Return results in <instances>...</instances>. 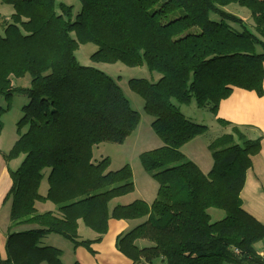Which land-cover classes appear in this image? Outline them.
<instances>
[{"label": "trees", "instance_id": "trees-1", "mask_svg": "<svg viewBox=\"0 0 264 264\" xmlns=\"http://www.w3.org/2000/svg\"><path fill=\"white\" fill-rule=\"evenodd\" d=\"M2 2L14 12L0 19V97L20 93L30 101L6 155L24 158L11 169L13 228L0 264H64L62 249L41 244L51 233L94 253L91 245L102 240L110 219H144L116 241L134 264H264L257 248L264 224L241 198L260 139L236 128L219 136L209 145L213 166L205 173L181 148L209 126L176 104L195 99L199 108L217 114L235 88L264 93V0H81L75 16L72 5L57 0ZM231 3L250 9L254 28L224 9ZM90 42L98 46L94 62L146 65L160 74L156 81L128 82L164 142L140 154L143 168L159 183L151 203L112 204L135 190L133 170L129 164L111 170L109 157H94L102 142L123 143L141 115L114 77L78 61L77 49ZM27 75L30 85L17 86L14 80ZM9 107L0 105V135L1 115ZM45 169L49 188L42 195ZM38 201L57 204V212H38ZM211 207L226 216L212 221ZM80 223L97 237L80 239Z\"/></svg>", "mask_w": 264, "mask_h": 264}, {"label": "rangeland", "instance_id": "rangeland-1", "mask_svg": "<svg viewBox=\"0 0 264 264\" xmlns=\"http://www.w3.org/2000/svg\"><path fill=\"white\" fill-rule=\"evenodd\" d=\"M62 2L73 6L74 16L82 9L81 0H57L58 4ZM224 9H226V11L229 13L237 15L238 17L243 19L249 27L254 28L255 24L249 8L245 6H241L238 3H231L225 6ZM13 12L14 9L11 5L3 3L2 0H0V19L9 18ZM211 17L214 19H219V16L215 14H213ZM2 25L3 24L0 21V32H2L1 30ZM97 48L98 46L92 42L81 44L75 53L78 61L83 65L96 66L99 69L111 75L112 77H114L121 86L125 96L130 100L132 107L135 110L139 111L141 115V120L137 128L125 139L123 143L102 142L96 145L94 147V157L97 160H100L105 157H109L111 160V165H110L111 170H117L122 166L129 164L133 170V174H134L133 178L135 181L136 190L134 192L125 195L126 198L128 199L143 198L145 200L146 199L152 200L154 191L156 187L158 189L159 183L157 180H155V178L151 176L150 173L145 171V169L143 168L140 161V154L142 152L158 148L164 145V142L156 134L153 127L151 126V123L153 122L154 118L145 111L144 99L130 88L128 82L129 79L131 78H147L150 81H156L159 79L160 74L157 72H152L151 70H149V68L146 65L128 66L122 62H114V63L94 62L91 59V54L94 51H96ZM14 81L17 83V86L20 87L29 86L31 83V77L27 75L25 79L22 80L15 79ZM251 91H255V90H251ZM255 92L258 95H260L257 91ZM29 101L30 99L27 95L20 93H15L10 99H6L4 96L0 97L1 106L7 107L8 104L10 105L9 109L4 111L3 114L1 115V120L3 121V123L6 124L7 132L13 130L15 126V119L16 118L20 119L23 116V112L20 114V108H23V106L26 105ZM176 104L179 106L181 111L192 120L209 125V130L203 135L202 138L203 144L212 143L216 138H218L219 136L225 133H234L233 132L234 128L238 129L242 134H245V130L241 127L239 128L237 124L230 126L231 128L230 129L228 128L229 131L227 130V127L228 125H230V123L228 124L226 122L224 123L220 122L221 124H216V123L213 124L212 117L214 114L211 111H208L207 109L199 108L195 102V99H193L189 104H180L177 102ZM25 129L26 127L23 129V131ZM235 137L236 139H240L237 137V134L235 135ZM242 140L243 139H241V141ZM181 150L185 154L182 148ZM189 152L191 153L193 152V155L195 156L196 160L189 158L185 154L188 157V159H191L196 164H200V166H202L204 169L209 166L205 163L206 158L205 156H203L200 149H197L194 152L193 147H190ZM49 171H50L49 169H45L44 171L45 177L43 179L40 188V193L42 195H46L49 188L47 181V175ZM153 185L154 187L150 188ZM149 192L150 194L148 195ZM36 206L38 212H45L48 210H52L56 213L58 210L57 204H54L51 201H46V202L38 201ZM209 211L211 213L212 221L220 220L226 216V212L224 210L216 207H211ZM136 221H137L136 223L139 222L141 223L144 221V219H140ZM85 228L88 231H92L91 229H88L86 226ZM81 234L85 236V234H83L82 232ZM53 237H57L59 241L53 240ZM261 242L263 243L264 240L260 241L259 244ZM41 244L52 245L62 249L64 254V256L62 254L63 263L73 264L74 261L73 262L71 261L73 256V251H72L73 243L71 240H68L59 234L51 233L50 235L47 234L42 239ZM261 250L264 251V248H262Z\"/></svg>", "mask_w": 264, "mask_h": 264}, {"label": "crops", "instance_id": "crops-1", "mask_svg": "<svg viewBox=\"0 0 264 264\" xmlns=\"http://www.w3.org/2000/svg\"><path fill=\"white\" fill-rule=\"evenodd\" d=\"M22 112V108H20V114ZM219 118L223 119L228 124L230 123V125L227 124V130L231 128L230 126L237 124L239 128L241 127L245 130L248 139H260L261 149L259 153L251 157L252 166L247 171L246 182L241 192V198L243 201V208L264 224V93L258 95L255 91L235 88L231 96L221 102L217 114L213 115V124H221ZM18 121L19 118H16L13 130L8 132L6 131V124L4 123V128L0 135V259L7 258V240L10 230L13 228V223L11 221L12 200L8 198L9 191L13 185L11 169H17L24 158V156H20L17 159L10 160L6 156L20 136L17 129ZM203 135L204 134L199 135L186 143L183 145L182 149L189 158L194 160H196V158L193 152H189L190 147H193L194 152L200 149L203 156L206 158L205 163L209 166L204 169L200 164L198 165L203 172L207 173L213 166V157L209 147L210 143H202ZM152 187H154V185L150 188ZM157 191L158 189L156 187L152 200L146 199V201L149 203L153 202L157 196ZM149 194L150 192L148 195ZM135 199H128L126 196H123L120 199L113 200L112 204L130 203ZM136 222V220L110 219L108 231L103 236L102 240L92 243L91 245L94 253L85 246H74L72 244L73 256L71 261H74L73 264L76 261L79 264H134L131 259L117 248L116 241L120 234L138 224ZM79 231L81 235L80 239H95L97 237V234L94 231H88L83 223H80ZM81 232L85 234V236H83ZM53 240L59 241L57 237H53ZM263 245L264 242L257 244V248L261 255L264 254V251L261 250L264 248ZM142 264L167 263L166 261L158 260L155 263Z\"/></svg>", "mask_w": 264, "mask_h": 264}]
</instances>
